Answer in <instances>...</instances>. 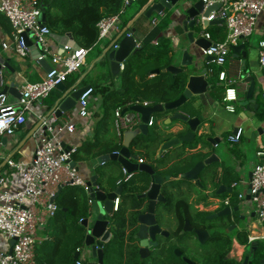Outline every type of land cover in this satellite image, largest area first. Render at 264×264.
Instances as JSON below:
<instances>
[{"label":"trees","instance_id":"16d2710c","mask_svg":"<svg viewBox=\"0 0 264 264\" xmlns=\"http://www.w3.org/2000/svg\"><path fill=\"white\" fill-rule=\"evenodd\" d=\"M38 1L42 13L45 14L43 24L50 29L51 33L62 34L70 32L79 46L88 48L89 50L99 42L96 23L103 17L119 13L121 9L125 10V8L129 6L124 5L122 0ZM139 1L140 8L146 0ZM169 14V11H167L164 16L161 17L162 20L164 19L166 25L170 22ZM4 20L6 22L5 18ZM128 29L130 30L129 27H126L127 31ZM210 29H212L211 33ZM208 30L210 35L212 34L211 37L219 36L218 41L222 40L226 34L224 29L220 27L208 28ZM150 40L151 39L148 38L141 41L137 52L123 61V68L119 75L121 84L120 89H109L107 91L101 88L103 92L102 103L100 105L102 112L109 108L113 112L117 107L128 108L131 105L142 104L143 102H147L149 105L165 103L172 101L183 92L187 81L186 73L182 72L172 75L161 71L173 63V52L171 51L169 43H162L160 40H165L162 37L159 38L156 44H153ZM155 69H158L159 72L153 76H149L151 71ZM211 70L212 72L209 77L211 83L210 94L213 98L221 101L224 89L222 85L217 84L216 75L218 70L213 67ZM76 79L77 77H75V74L68 75L65 80V86L66 84H73ZM91 87L93 92L98 88L97 86ZM189 100L186 107L182 104L177 110L188 117H199L201 115V106L198 104L195 105L193 99ZM257 101L259 103L256 109L257 117L264 118V107L261 109L264 102L260 94L257 96ZM167 113L168 112H164L161 114L163 116ZM104 119L105 116L103 115L99 119V123H102ZM183 132L184 131L181 130L177 133H166L159 129L152 121V124L149 126L148 135L140 140V144H137V154L140 156L141 152H143L145 157L140 156L139 158L145 161V163L150 164L156 173H159L163 177L169 176L170 179L165 181L161 186V192L167 200H173V204H175L177 208V231L180 230L183 222L182 214L188 218L193 228H206L208 231H211L210 239L207 242L211 244V249L207 252V247H200L198 251L199 258L197 260L199 264H241V261L234 258L223 257L231 249L232 238H236L242 246L248 245V232L246 227L241 229H237L236 227L233 231L228 232L227 235L219 231L213 232L212 227L215 226V224H223L225 223V219L227 223H231L229 218L221 217L207 219V215L217 210L199 211L193 206L194 203L192 205L188 203V193H183L180 190L181 186H184L190 181L180 178L179 175L190 169L196 161L206 158L213 152V148L205 140L206 137H211L209 134L210 131L205 135L197 136L192 143H184L179 147L171 149L170 151H172L173 154L168 151L171 155L165 152L161 156L156 157L155 151L162 142L171 137L180 136ZM100 139L101 138H97L95 141L88 142L82 150L75 148L71 159H77L81 156V153L83 154L82 157L91 155L99 156L117 150L121 146V142L117 141L114 131H112V136H110L107 143L102 144V140ZM223 139L225 140V138ZM199 142L204 143L201 150H197V144ZM188 144L191 145V148L193 147L192 150L186 149ZM205 147L207 150H203ZM217 164L218 163H212L206 167L205 171L200 173L199 179L201 180L205 175L211 176V174L215 172ZM222 171L223 175L221 182L223 183L235 182L239 178L233 166L223 165ZM122 179L123 178H120V176H117L110 180L108 174L104 172V174H100L99 178L96 179V183L101 187L104 185V182L108 181L110 184L106 191H111L116 188V182ZM211 183L214 192L217 184L213 183V181H211ZM122 185L125 186V191L121 194L124 199V204L121 203L118 212H116V215H120V221L118 223V228L115 230L116 233L114 232L116 241H118L116 243L119 244L118 246L121 254L119 260H114L112 262H115V264H145L144 262H137V254L135 251L126 259L122 251H124L126 249L125 246L127 247L129 244L128 241H130L132 234H125V224L132 226L135 221L137 213L135 209L142 202L136 198V195L142 193L147 188L149 185V176L145 173L132 174ZM174 188H177V191H174ZM168 190L171 192H168ZM188 190L191 191L190 185L188 186ZM85 193V189L81 186L66 184L55 197L54 202L57 208L53 216L48 218L44 229L41 231V234H43L42 236L45 238L35 243V264H76L78 258L74 259V254L77 249H81V247L84 246V237L86 233L85 228L80 223L82 219L88 216V197ZM226 195L229 196L231 205L235 206L236 202L233 201L232 194ZM195 204H199V202ZM208 204V202H205L204 206ZM233 215L234 218L237 219V213ZM111 248L112 243L104 246L103 264L112 263ZM169 255L173 258H170ZM156 257L157 255L152 254V259L149 263L152 264L154 262L153 258ZM159 260L162 262H158L157 264H179L177 260L175 261V257L172 255L171 251L165 254L163 252V257L159 258ZM199 260H201V262ZM84 262L85 264L87 263L86 260Z\"/></svg>","mask_w":264,"mask_h":264},{"label":"built area","instance_id":"2783aa9c","mask_svg":"<svg viewBox=\"0 0 264 264\" xmlns=\"http://www.w3.org/2000/svg\"><path fill=\"white\" fill-rule=\"evenodd\" d=\"M137 0H122L124 5H129ZM204 8L208 5L217 4V8L210 11L208 16L200 15L197 22L202 20L217 21L218 25L226 29V35L221 41L212 39L208 31L201 32V36L210 41V45L204 49L203 55L212 57L210 63L222 67L228 58L233 54L232 47L250 37L256 27L258 17L264 13V0H201ZM0 13L5 17L10 25L8 41L0 37V47L3 50H11L21 58L29 55V47L25 44L22 34H31L29 39L33 45H39V60H49L51 69L45 73L41 81H24L19 87L20 97L16 104L6 101V96L0 91V135H13L15 129L23 125L26 113L33 102L43 101L49 93L56 88L59 83H65L68 75L78 71L84 64L88 48L64 43L57 48L50 45V29L41 21L42 11L38 0H0ZM119 13L103 17L96 23L98 29V40L108 37L112 42L123 35H130L126 28L120 26L121 14ZM160 17L164 14H159ZM157 19H152L151 24L155 26ZM71 41V40H70ZM139 47V43L136 44ZM117 41L111 45L112 49L117 48ZM258 64L264 68V29L262 37L258 40ZM123 65H120L122 69ZM3 69L0 63V86L3 85ZM237 76L228 75L225 70L217 73V82L223 86L224 92L222 101L227 111L233 113L235 104L246 90L247 84L242 77L241 69ZM244 88L243 92H238ZM92 87L88 86L78 98V113L87 114V105L92 95ZM141 105H149L143 102ZM140 122V115L137 112L117 107L113 111V127L118 142H121L122 133ZM152 124L150 119L148 125ZM73 130V125L66 127ZM62 127H58L60 131ZM240 130L228 136L231 143L239 140ZM41 142L36 147L30 163L15 162L7 159L6 164L20 172V190L15 193H0V233L13 244L9 251L2 252L0 264H35L34 248L37 239V229L43 226L49 217L53 216L56 204L51 198L56 195L60 183L70 185L87 186L77 176L74 166H70L71 156L75 148L65 147L56 138L54 128L48 127L47 132L41 134ZM255 155L257 161L254 163L251 176L247 181L249 190V201L254 206L257 220L264 224V137L260 138ZM138 162H142L139 158ZM123 170V179L117 184L123 183L130 178ZM65 174V177L63 175ZM220 177V171L216 176V181ZM237 182H232L231 186H236ZM98 187V186H96ZM239 200L244 198L243 193L237 194ZM119 196L113 200L111 212L117 210ZM88 201V206L91 205ZM222 206L229 205V200L222 201ZM217 208V207H216ZM90 212V210H88ZM258 239L257 236L248 235V243ZM80 256L76 264H85V258L81 249H77Z\"/></svg>","mask_w":264,"mask_h":264},{"label":"crops","instance_id":"0c3cea01","mask_svg":"<svg viewBox=\"0 0 264 264\" xmlns=\"http://www.w3.org/2000/svg\"><path fill=\"white\" fill-rule=\"evenodd\" d=\"M139 2L140 1L138 0L134 2L136 3L135 5L132 3L127 8H125V10H123V13L121 15H124V17L121 18L120 16L121 18L120 26L122 28L129 27L130 30L128 29V32L134 36L136 43L139 44H141V41L148 38L151 39L150 41L153 44H156L159 41V38L161 37L164 38L165 40H160V41L162 43L165 42L169 43L171 47V51L173 52V64L179 65L180 57L179 54H177L175 51L177 50V46L181 42H183L184 35L179 34L174 30L173 27L176 25L174 21L171 23L169 22L170 24L166 25L164 19L163 20L161 18L158 19L157 17H155V14L154 15L152 14L149 18H145L143 16V9L147 5L148 0H146V2L143 3V5L140 8H139ZM4 18L5 17L0 13V37H3L8 41L10 25L7 20L5 22ZM154 18L158 20L155 26L151 24V21ZM216 27L225 29L224 27L218 25V23H215L207 26L205 30L202 29L198 30L197 28L195 34L201 35V32L207 31L208 28H216ZM263 29H264V13H262L258 17L256 27L253 32L257 35L258 39L262 37ZM211 31L212 29H210V33ZM161 32L163 33V36L158 37V34ZM66 33H70V32H65L62 34L55 33V34L62 36V35H66ZM218 38L219 36L212 37V39L214 40H218ZM61 39L62 38L56 39L50 36L49 38L50 45L57 48L59 45H62L66 42L67 43L70 42L69 39L66 41H62ZM72 40L74 41V43L78 45L73 35H72ZM101 40L102 39L98 40L99 42L88 51L85 59V64L82 66L83 68L81 67L82 69L80 68L78 71L73 73L75 74V77H77V79L74 81L73 84L70 85L66 84V88L71 89L72 91L77 87L86 86V85L98 87L99 84L101 83L104 82L110 83L109 76L115 77L114 75L111 74L109 68V61L106 56H103L102 52H99L98 55L90 56L94 48H96L100 44ZM110 41L112 42V39H110ZM243 44H244L245 56L243 57L242 55H240L238 58H234L232 54V56L228 58V60L226 61V69L222 67H214L213 63L207 65L205 64L204 67L206 66L208 67V69L213 67L218 71L225 70L228 75L237 76L240 73L239 70L242 67L241 61L244 60L247 71L246 75L251 74L254 76L255 85H256L255 91L258 92V96L259 94L261 95V99L264 102V73H263V68L259 66L257 60L258 59L257 42L255 45H252L249 39H247ZM107 46H101V49H103L102 51L106 50ZM39 52L40 50H36L35 47H31L29 48V55L25 58H21L18 55H16L13 51L3 50L0 47V57L3 59L4 63L7 66L4 67L3 69V85L0 86V91H2L4 86H9L12 83L15 86L18 85L19 87L24 81H28V82L41 81L45 76L46 72L39 62L38 59ZM46 62L50 64L49 60H46ZM97 64L102 65L103 68L102 69L96 68ZM121 70L122 69H120V72ZM120 72L116 77H119ZM153 75L154 74L151 73L149 76H153ZM243 91L244 88H240L238 92L240 93ZM60 95H61V91L55 88L49 93V95L43 101L33 102L29 108V111L26 113V119L23 125L16 128L13 135H0V193L1 192L15 193L21 188V184L19 182L21 178L20 172L16 171L13 168H10L6 164V162L3 163L5 159L7 157H10L9 159L15 162L30 163L33 157L34 150L41 142L40 140L41 134L44 132L46 133L47 128L52 127L53 124H54L53 128L56 138L65 147L78 148L82 150L83 147L88 142L97 140L96 136L98 133L96 127L99 123V119L103 116L100 106L102 103L103 92L99 96L97 94V90L92 93V95L88 100L86 115H80L78 113L79 103L77 100L76 105L72 110L65 112L60 118H56L52 115L53 112L51 114H49V112L51 111L55 100ZM5 96H6V101L10 104H16L19 99L7 92L5 93ZM195 101L196 102L198 101L203 105L202 115L199 116L201 118V124H202L201 130L208 132L210 131L209 134L211 137L218 136L220 140L219 145H224L225 148L227 149V151L225 152L228 161L225 162L227 164L221 163L222 161L219 162L217 164L215 172L211 174V176L205 175L203 177L204 181L202 180L203 178H201L199 184H197L193 180H188L190 182H187L184 186H181L180 190L183 193H188L187 199H189L192 203L195 200L196 201L199 200V204H194L195 207H198V205H202L201 203L203 202H208L209 204L207 206L204 205L200 206L203 208L202 210L204 211L216 210L217 209L216 207H218L220 204L219 202H222L225 199L229 200L230 206H234L231 205L229 196L226 195V194H232L233 201L236 202L235 206H239L242 209L241 213L247 216L246 222L244 223V227H246L248 235L257 236L258 239L254 241L264 240V224H261L257 220L254 211V206L252 205V203L249 200L248 201L245 200V196L248 191L246 184L247 181L249 180L248 175L251 172L252 166L255 163L254 160L255 150L258 147L260 138L264 137V118L257 117L256 110L247 111L246 109L240 107L237 104L235 105V111L231 113L227 111V109L224 107L225 104L223 102L221 104L220 102L211 98V96L205 95L202 100L196 99ZM263 107L264 104H262L261 109ZM171 113L169 114L167 113L163 115L162 118L157 121L159 129L165 131L166 133L169 132L175 133L176 131H181V129H183L182 131H184V128L186 129L185 124H182L177 120L171 121L169 124L164 123L166 117H168ZM44 118L45 120L42 123L46 125V129L42 130L43 124L41 123L39 127H37V125ZM68 124L73 125L72 131H69L66 128ZM58 127H62V129L58 131L57 130ZM235 127L237 128V130H240V136L237 142L231 143L227 139L229 135L233 134L232 130ZM35 128L36 130L33 132V134L28 136L29 133H31ZM109 138L105 134H103L100 140H102V144H103V143H107ZM223 138H225V140ZM160 145L157 147L155 151L156 157H158L157 151ZM190 146L191 145L188 144L186 149L192 150L193 147L191 148ZM131 149L132 151L135 150L133 151V153H135L138 157H140L139 154H137L136 147L133 146L131 147ZM82 156L83 154L81 153L80 157H78L75 160L71 159V161L75 162L74 167L76 168L77 176L84 182L85 185L88 181H90V178L92 176L96 175L97 178H99V175L104 174L105 171H106L105 173L107 174L109 173V170L111 171L110 168L108 167L104 168L103 165L98 166L96 168L94 167L96 164L97 156L94 155L88 157H82ZM223 165L233 166L237 176L239 177L238 180L236 181L237 182L236 186H231L232 182L231 183L221 182L223 175V171H222ZM117 166L119 165L117 164ZM119 170H122L120 166H119ZM218 171H220V177L218 181H216V176ZM63 177H65V174L63 175ZM211 181L217 184V187L223 184L226 185L227 187L228 186L232 187L233 192L232 193L224 192L221 195H216L215 191L217 187L213 192ZM61 184L62 183H60L59 185ZM109 184L110 183L108 181L104 182L105 186L104 187L101 186L100 189L107 190ZM117 185L118 184L116 182V186ZM189 185L191 186V190L194 186H198L200 189L197 193H191V191L188 190ZM239 185L240 187L238 188ZM78 186H81L85 189L89 201L90 198L88 196L87 189L83 185H78ZM239 193L244 194V198L241 200L237 198V194ZM92 205L93 203H91V206L90 205L88 206V210H90V208L93 207ZM207 208L211 210H208ZM251 212L254 213L253 217L250 215ZM89 215L91 216V214L88 212V216ZM46 223L43 226L38 227L36 242L45 238L44 236H42L43 234H41V231L44 229ZM233 230H230V232ZM10 241L11 240L5 238L0 233V255L2 254V252L9 251V249L11 248ZM231 249L233 253L235 252L242 257L243 254L245 253L243 252V246L239 244L236 238H232ZM85 252L87 253L86 249Z\"/></svg>","mask_w":264,"mask_h":264},{"label":"water","instance_id":"95a60500","mask_svg":"<svg viewBox=\"0 0 264 264\" xmlns=\"http://www.w3.org/2000/svg\"><path fill=\"white\" fill-rule=\"evenodd\" d=\"M131 4V3H130ZM129 4V5H130ZM180 5V6H178ZM217 4L208 5L204 8L203 2L201 0H148L147 5L143 9V16L149 18L152 14H165L169 11V20L175 22L176 25L173 27L176 32L184 35V40L177 46L175 51L179 54L180 61L179 65L170 64L162 72H167L172 75L179 73L187 74V81L183 92L173 99L172 101L165 103H158L154 105H141L134 104L128 108H123V112L126 110L137 112L140 115V122L133 126L130 129H126L122 133L121 137V146L117 150H113L109 153H105L96 157L95 168L101 165H104L108 162L117 163L121 169H124L127 174H139L145 173L149 176V185L147 188L140 194L136 195L138 200H141V204L135 209L138 213L137 222L140 224L138 230L139 242V254L142 258H145L149 254V245H156L153 243L154 234L160 231L159 226L156 223L155 219V209L157 203L165 202L163 193L161 192V186L167 180L169 176L163 177L159 173H156L150 164L145 162H138L137 156L133 153L131 147L136 144H140V137H146L149 132V121L152 119L153 113H172L166 117L164 123L169 124L173 120H177L182 124H185L186 129L184 128L183 134L180 136H174L170 139L164 141L158 151V157L163 153L170 151L175 147H179L184 143H192L197 136L205 135L208 131L201 130V118L198 116L188 117L177 109L184 104L189 99H193L195 105L201 106V115L203 105L200 102H196V99H203V97L211 96L210 87L211 83L209 80L210 74L212 72L211 68L204 67L206 64H211L209 61L212 57L203 55V50L210 45V41L205 39L201 35H196L195 31L200 25L202 30H205L207 26L217 23V21L207 22L205 19L200 23L197 22V18L202 15L204 17L208 16L209 12L217 8ZM172 15V17H171ZM45 14L42 13L41 21L44 22ZM169 23V24H170ZM168 24V25H169ZM31 34L23 33L22 37L25 44L31 48L35 47L36 50H39V45L32 43L29 39ZM163 36V33H159L158 37ZM51 37L59 39L62 38V41L71 40L70 43L73 47L78 45L72 40L71 33H66V35H58L51 33ZM118 36L113 42H111L106 50L103 51V56H106L109 61V68L111 74L117 76L120 72V65L123 61L128 58L130 55H134L137 50V43L133 35H123L121 38ZM117 41V48L112 49L111 45ZM233 57L238 58L240 55L245 56L244 44L240 43L237 46L232 47ZM45 72H48L51 69L50 64L46 60H39ZM0 63L7 67L3 59L0 57ZM241 72L244 81L247 84L246 90L240 99L237 101V105L243 107L247 111L256 110L259 106L257 101L258 92H256V85L254 76L247 74L245 61H241ZM159 70L155 69L151 71L152 74L158 73ZM208 72V73H207ZM207 75V76H206ZM208 77V78H207ZM218 84V82H217ZM219 85V84H218ZM88 87L80 86L71 91V89L66 88L65 83H59L56 85V88L61 91V95L55 100L53 107L49 114L53 112V116L60 118L65 112L72 110L76 101L78 100L80 94ZM9 93L16 98L20 97L18 90V85L15 86L13 83L9 86H4L1 93ZM211 98H213L211 96ZM218 101L217 99L213 98ZM222 104V100L218 101ZM48 114V115H49ZM45 118L42 119L37 127L44 122ZM43 124V123H42ZM36 127V128H37ZM54 127V124L51 128ZM36 128L29 133L28 136L32 135ZM46 129V125H42V130ZM183 130V129H181ZM237 128L235 127L232 130V133L235 134ZM179 131H176L177 133ZM206 142L210 144L213 148L206 158L198 160L194 165L187 171L179 175L180 178L186 180H193L199 184V175L202 171H205L212 163L221 162L220 156L217 154V147L219 146L220 140L218 136L216 137H206ZM203 142L197 144V150H201ZM203 150H207L205 147ZM10 157H7L3 163L7 161ZM70 166H75V162L71 161ZM251 176V172L248 175V179ZM97 176L94 175L90 178V181L86 183L88 196L94 206L97 207L96 214L92 215V208H90V214L88 217L80 221L81 225L85 228L86 233L84 237V248L91 258H96L97 262L93 260L87 261L86 264H102L103 261V245L108 243L111 239V232L108 230L109 217L113 214L111 212L113 200L117 196L125 191V186L122 183L118 184L114 190L106 191L100 189L96 183ZM71 182H67V185H70ZM64 185V184H63ZM62 184L58 186L57 193L54 197L51 198V201H54L55 197L60 193L61 189L64 187ZM98 186V187H96ZM232 193L233 188L227 187L226 185H219L215 191L216 195H221L222 193ZM250 199L249 190L245 196V200ZM219 208L217 211L210 213L207 218L215 219L220 217H231L234 213H239V220L244 224L246 222L247 216L244 215L242 209L239 206H222V202H219ZM92 205V206H93ZM250 215L253 217L254 213L251 212ZM91 217V218H90ZM234 228V225H231L229 231ZM184 231H193L196 235L197 241L199 244H204L209 239V233L206 229L192 228L187 220L184 222ZM149 234V235H148ZM148 237L150 242L148 241ZM13 244V239L10 241V245ZM258 241H252L248 245L243 246V257L235 254L233 256L236 260H241V264H253L252 260H255L258 264H264V248L257 253L258 250ZM80 256V252L76 250L74 254V259H77ZM187 264H196L192 261L185 260Z\"/></svg>","mask_w":264,"mask_h":264},{"label":"flooded vegetation","instance_id":"af4514ba","mask_svg":"<svg viewBox=\"0 0 264 264\" xmlns=\"http://www.w3.org/2000/svg\"><path fill=\"white\" fill-rule=\"evenodd\" d=\"M136 155V154H135ZM137 156V155H136ZM137 159H139V157L137 156ZM142 162H144L142 160ZM131 177V176H130ZM200 180V179H199ZM119 204L117 207V210L115 212H112L113 214L111 215V217H109V224H108V230L111 232V239L108 243L106 244H110L112 243V248H111V256L113 257L114 260H119L120 258V249H119V244H117L116 242V237L114 235L115 230L118 228V223H119V219H120V215H116V212H118V209L120 207V204L123 203L124 199L122 198V196L119 197ZM165 198V202H160L157 203L156 205V209H155V219H156V223L160 228L159 232H156L154 234V240L152 242L156 243V245H149V254L147 257L142 258L139 254V242L140 239L138 238V230H139V226L140 224L137 222V215L138 213H136L135 216V221L132 224V226H129L128 224H125V234H131V239L130 241H128V245L127 247L125 246V250L122 251L124 258L126 259L128 256H130L132 254L133 251H135V253L137 254V262H150L151 261V257L152 254L158 255V262H162L159 260V258L163 257V252L165 253H169V251L172 252V255L174 257H176L177 259H179L181 261L182 264H187L185 262V260H189L192 261L196 264H199L198 260V251L200 250V247L205 245L209 239H210V234L211 231H208L206 228H199V229H206L209 233V239L204 243V244H199L198 241H196V244H192L190 241V237L194 236V238H196V235L193 233V231H184V222L185 220H188V218L182 214V225L179 231L178 230V214H177V208L175 207V204H173V200H167V198L164 196ZM188 203H190L191 205L193 204L189 199ZM172 201V204H170L169 202ZM124 204V203H123ZM122 204V206H123ZM172 205V211L171 212H165L167 214V216L170 218L171 222H170V226H164L159 222L158 219V211L160 210L161 207H171ZM194 206V205H193ZM199 211L202 209H199L198 207H196ZM219 208H217L216 210H218ZM213 211V210H212ZM160 213V212H159ZM239 213H237V219L234 218V215H232L231 217H225V218H229L230 222L229 224L224 226V231L230 232L229 228L231 227V225H234L235 229L240 223H242V221L239 220ZM208 216V215H207ZM206 216V218H207ZM127 217V216H126ZM221 218V217H220ZM208 219V218H207ZM112 220H114L112 222ZM189 224L191 225V223L189 222ZM222 224V223H220ZM217 224H215V226H213L212 230L213 232L218 230V227H216ZM191 227L193 228V226L191 225ZM194 229V228H193ZM232 229V230H233ZM116 233V232H115ZM149 235V234H148ZM197 240V238H196ZM148 241L150 242V239L148 237ZM103 245L104 246L106 245ZM231 246H232V240H231ZM260 245L258 244V250L257 253L260 252V250L262 249L261 247H259ZM170 249V250H169ZM230 252V251H229ZM229 252L223 257V258H233V256L237 253H233L232 256H228ZM114 255V256H113ZM89 260H93L95 262H97L96 258H91ZM88 260V261H89ZM255 261V260H252ZM157 262V263H158ZM253 263V262H252ZM103 264V263H102Z\"/></svg>","mask_w":264,"mask_h":264},{"label":"rangeland","instance_id":"374dc122","mask_svg":"<svg viewBox=\"0 0 264 264\" xmlns=\"http://www.w3.org/2000/svg\"><path fill=\"white\" fill-rule=\"evenodd\" d=\"M134 5L136 4V3H133ZM155 14V17H157L158 19L159 18H161L160 17V15L159 14H156V13H154ZM153 14V15H154ZM124 17V15H121V18H123ZM199 29H201L200 28V25L198 26V30ZM224 32L226 33V29H224ZM260 38V37H259ZM248 39H249V41H250V43L252 44V45H255L256 44V42H257V44H258V41H257V39H258V37H257V35L255 34V33H253L250 37H248ZM259 40V39H258ZM111 43V41H110V39L108 38V37H104V38H102V40H101V42H100V44L96 47V48H94V50L92 51V53L90 54V56L92 55V56H95V55H98V53L99 52H102L103 53V51H102V49H101V46H107V45H109ZM105 67H106V65H105ZM214 67H219V66H217L216 64H214ZM83 68V67H82ZM81 68V69H82ZM87 68V67H86ZM96 68H98V69H102L103 67H102V65H99V64H97V66H96ZM222 68H225L226 69V63L222 66ZM85 70H87V69H85ZM110 77V83L109 82H104V83H101V84H99V86H98V88H97V94H98V96L99 95H101V93H102V89L101 88H104V90L106 89L107 91L109 90V89H112V90H117V89H120L121 88V84H120V77H113V76H109ZM215 78H216V76H215ZM216 80H217V78H216ZM102 81V80H101ZM104 84V85H103ZM103 85V86H102ZM189 101L190 100H188L187 102H185L184 103V106L186 107V105L189 103ZM191 104V103H190ZM236 105V104H235ZM172 111H170L169 113H171ZM168 113V114H169ZM102 114L105 116V119H104V121L102 122V123H98V125H97V138H101L102 137V135L105 133V135L109 138L110 136H112V131H114L113 130V114H112V110L109 108V109H105V111H103L102 112ZM152 118H153V122H154V124H156L157 126H158V123H157V121L159 120V119H161L162 118V114H159V113H153V115H152ZM173 121H176V120H173ZM163 126H165V125H163ZM169 126V125H168ZM158 128H159V126H158ZM151 131V130H150ZM143 139V137H140V140H142ZM134 147H137V144L134 146ZM216 151H217V154L220 156V158H221V163H225V162H227L228 160H227V156H226V152L225 151H227V149L225 148V146L224 145H219L218 147H217V149H216ZM255 152H256V150H255ZM170 153H173L172 151H170ZM169 155H171V154H169ZM140 156H142V157H145V154L143 153V152H141V154H140ZM248 158H249V155H248ZM252 158V157H251ZM254 160H255V162L257 161V157H256V155L254 154ZM225 164H227V163H225ZM103 167L105 168V167H108V168H110L111 169V171L109 170V173H108V178L111 180L112 178L114 179L115 177H119L120 176V178H123L124 177V175H123V173H122V170H119V166H117V164L116 163H114V162H108V163H106V164H104L103 165ZM118 167V168H117ZM253 167V166H252ZM106 172V171H105ZM203 181H204V178L202 179ZM105 185H103V187H104ZM240 187V185L238 186V188ZM199 187L198 186H194L193 188H192V190H191V193H197L198 191H199ZM174 191H177V188H174ZM188 191V190H187ZM168 192H171V191H169L168 190ZM86 194V193H85ZM87 196V195H86ZM197 202H199V200L198 201H194L193 203L195 204V203H197ZM170 204H172V201H170L169 202ZM202 205H204L205 204V202H203V203H201ZM202 205H198V208L199 209H203L202 207H200V206H202ZM91 206V205H90ZM172 205H171V207H161L160 208V210L158 211V219H159V222L162 224V225H164V226H170L169 224H170V222H171V220H170V218L167 216V214L165 213L166 211L167 212H171L172 211ZM208 210H211V209H209V208H207ZM96 212H97V207L96 206H94L93 205V207H92V215H94V214H96ZM160 212V213H159ZM114 220H112V222H113ZM225 223H223V224H217L216 225V227H218V230H216V231H219V232H221V233H225L226 235H227V233H226V231H224L223 229H224V226L225 225H227V224H229V223H227V220L225 219V221H224ZM244 227V224L243 223H240L238 226H237V229H241V228H243ZM190 241H191V243L192 244H196V238H194V236H192V237H190ZM258 243H259V247H261L262 249L264 248V240H259L258 241ZM203 247H207L208 248V251L207 252H209L210 251V249H211V244H208V243H206L205 245H203ZM81 250H82V255L84 256V258H85V260L86 261H88L89 259H91V257L89 256V254L88 253H86L85 252V249H84V246H82L81 247ZM233 255V251H232V249H231V251L229 252V254H228V256H232ZM114 256V255H113ZM170 256V258H173L171 255H169ZM157 257H158V255H157ZM153 258V263L152 264H157V262H158V258ZM152 259V258H151ZM177 260V262L179 263V264H182L181 263V261L179 260V259H177L176 257H175V261ZM112 261H114V259H113V257L111 258V262ZM200 262H201V260H199ZM145 264H148L149 262H144ZM111 264H115V262H112ZM150 264V263H149ZM254 264H257L256 263V261L254 262Z\"/></svg>","mask_w":264,"mask_h":264},{"label":"clouds","instance_id":"9594fccd","mask_svg":"<svg viewBox=\"0 0 264 264\" xmlns=\"http://www.w3.org/2000/svg\"><path fill=\"white\" fill-rule=\"evenodd\" d=\"M223 102V101H222Z\"/></svg>","mask_w":264,"mask_h":264}]
</instances>
